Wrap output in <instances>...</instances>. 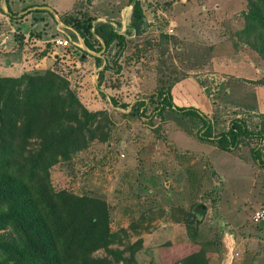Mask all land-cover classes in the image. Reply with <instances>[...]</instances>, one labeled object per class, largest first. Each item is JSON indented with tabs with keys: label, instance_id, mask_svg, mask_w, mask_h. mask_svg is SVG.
I'll list each match as a JSON object with an SVG mask.
<instances>
[{
	"label": "rangeland",
	"instance_id": "rangeland-1",
	"mask_svg": "<svg viewBox=\"0 0 264 264\" xmlns=\"http://www.w3.org/2000/svg\"><path fill=\"white\" fill-rule=\"evenodd\" d=\"M132 1L79 0L70 12L53 15L49 39L67 17L91 16L96 24L105 14L118 17L123 51L115 42L93 50L100 61L88 55L92 64L83 65L84 44H35L32 18L25 23L31 31L22 26L34 3L10 0L11 18L0 0V76L55 69L98 114L87 146L50 168L52 185L107 201L111 243L92 256L108 264H185L202 248L207 264H264V218L255 216L264 209V168L251 153L258 146L264 158V140L246 138L225 151L200 138L201 118L157 109L159 93L170 87L175 105L196 108L214 135L235 118L259 131L264 55L239 38L248 0H140V33L131 24Z\"/></svg>",
	"mask_w": 264,
	"mask_h": 264
},
{
	"label": "trees",
	"instance_id": "trees-1",
	"mask_svg": "<svg viewBox=\"0 0 264 264\" xmlns=\"http://www.w3.org/2000/svg\"><path fill=\"white\" fill-rule=\"evenodd\" d=\"M5 1L14 18L16 13L9 0ZM247 5L239 38L264 55V0H248ZM94 20L82 15L63 21L80 33L90 49L102 50L100 37L106 49L117 42L121 53L125 35L109 22L96 24ZM131 24L136 32L143 30L145 14L140 0L133 6ZM105 69L107 65L100 78ZM159 95V113L174 107L177 112L201 118L205 130L200 138L222 150L231 151L246 138L264 140V120L255 131L244 119L235 118L227 130L214 135L210 119L196 108L175 105L170 87ZM112 102L117 103L114 98ZM139 114L144 115L143 111ZM97 115L86 108L71 81L55 69L20 77L0 76V230H4L0 233V264H108L106 258L92 254L111 243L109 204L99 196L56 189L50 177V168L60 159L87 146ZM251 153L264 168L260 147H252ZM205 251L202 248L186 256L185 264H207Z\"/></svg>",
	"mask_w": 264,
	"mask_h": 264
},
{
	"label": "crops",
	"instance_id": "crops-1",
	"mask_svg": "<svg viewBox=\"0 0 264 264\" xmlns=\"http://www.w3.org/2000/svg\"><path fill=\"white\" fill-rule=\"evenodd\" d=\"M78 1L79 0H22V2L24 4L25 3H28V4L34 3L33 5H28L26 7V10L28 9L27 10L28 14L23 16L24 17L23 18L24 23H22V26L23 27L27 26L26 29H28V31H31V29H29L30 26L25 25V23L29 22L30 19H28V18H32L31 27L34 30H38V34H36L37 43H35V44L37 46H44L45 42L50 41V40L53 41L55 38L54 37L52 39H49V36L51 34L52 21L55 23L53 15H54V17L57 16V18H58L59 15H63V14L70 12L71 10H73L76 7V5L78 4ZM9 3H10V0H9ZM88 3H90V0H88ZM132 3H133V1H132ZM6 6H7V3H6ZM133 6H132V8H133ZM216 6H217V8L221 7L220 4H216ZM1 7L3 8L2 3H1ZM8 13H9V10H8ZM20 14L21 13H19V15ZM101 17H104L102 19L103 21H101ZM98 19L100 20V22L111 23L114 26L115 30L118 31L116 28V26L118 24V20H119L118 17L109 16L108 14H105L104 16H99ZM94 23H95V21H94ZM57 30H58V32H60V34L57 35V37H60V35H61V37H63V38H69L72 41V44L76 46V48L78 46L80 47L81 44L85 43L84 38L71 25H68L65 23L63 26L57 27ZM41 31H42V33H41ZM29 34H30L29 32H25L26 36H29ZM99 40H100L101 44L103 45L104 41L100 37H99ZM233 40H235V39L233 38ZM84 49L85 48H83V50ZM103 49H104V45H103L102 50ZM105 50H106V48H105ZM84 51H86L87 53H85L83 55V57H84V60L82 63L83 65L92 64L91 58H90L91 56H89L88 59L86 58V56L92 55L95 57V60H96V57H99V56H95L94 54L88 52L86 49ZM54 55H56V53H54ZM59 56L57 55V59L59 58ZM46 57H47V55H46Z\"/></svg>",
	"mask_w": 264,
	"mask_h": 264
},
{
	"label": "built area",
	"instance_id": "built-area-1",
	"mask_svg": "<svg viewBox=\"0 0 264 264\" xmlns=\"http://www.w3.org/2000/svg\"><path fill=\"white\" fill-rule=\"evenodd\" d=\"M53 43L55 46L62 48H69L73 45L72 41L69 38H63V37H55ZM255 216L257 220L264 218V209L263 208L259 209L256 212Z\"/></svg>",
	"mask_w": 264,
	"mask_h": 264
},
{
	"label": "water",
	"instance_id": "water-1",
	"mask_svg": "<svg viewBox=\"0 0 264 264\" xmlns=\"http://www.w3.org/2000/svg\"><path fill=\"white\" fill-rule=\"evenodd\" d=\"M136 1H137V0H133L132 5H134ZM103 45H104V49H103V51H104L105 48H106V45H105V43H103ZM84 46H85V49H86L88 52H90V53H92V54H95V52L92 51V50H91V49H90L85 43H84Z\"/></svg>",
	"mask_w": 264,
	"mask_h": 264
}]
</instances>
